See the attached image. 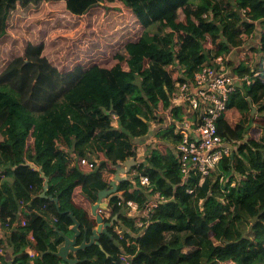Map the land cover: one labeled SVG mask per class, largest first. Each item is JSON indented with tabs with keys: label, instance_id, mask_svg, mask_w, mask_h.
<instances>
[{
	"label": "trees",
	"instance_id": "obj_1",
	"mask_svg": "<svg viewBox=\"0 0 264 264\" xmlns=\"http://www.w3.org/2000/svg\"><path fill=\"white\" fill-rule=\"evenodd\" d=\"M58 0H0V38L17 8ZM114 1V0H108ZM142 28L135 42H127L112 57L111 64L77 66L64 73L43 55V44L28 43L23 55L13 58L0 73V225L15 257L14 264H28L35 250V264H58L53 254L61 244L52 226L67 234L73 225L69 212L87 228L94 227L90 204L109 189L110 177L125 161L136 165L126 174L109 201V222L116 216L112 239L102 235L100 246L92 245L76 256L81 264H122L119 255L131 256L130 264H264V74L247 91L256 114L245 124L232 99L217 122L218 134L235 145L208 176L192 170L184 178L172 149L152 148L142 161L134 145L148 135L152 123H161L171 108L170 95L176 82L193 80L195 74L216 58L228 67L234 48L253 40L258 43L240 55L233 72L251 74L264 56V0H118ZM101 0H64L62 13L82 16ZM210 13L213 21L203 18ZM230 32V42L222 33ZM116 113V117L112 114ZM255 124V125H254ZM173 126L159 129L148 146L175 144ZM249 151L252 152V156ZM106 159L94 164L96 172L84 175L83 160ZM74 163V165H72ZM49 179L48 196L40 209V193ZM94 170V169H93ZM147 176L148 189L164 201L137 227V217H128L121 201L139 208L148 200L139 187ZM28 210L26 226L13 227L21 209ZM207 211V212H206ZM209 213V221L207 214ZM33 235L34 242L28 240ZM83 238L78 239V244ZM2 241H0V246ZM6 264V257H0Z\"/></svg>",
	"mask_w": 264,
	"mask_h": 264
},
{
	"label": "rangeland",
	"instance_id": "obj_2",
	"mask_svg": "<svg viewBox=\"0 0 264 264\" xmlns=\"http://www.w3.org/2000/svg\"><path fill=\"white\" fill-rule=\"evenodd\" d=\"M98 6V10L91 12L93 14H89L88 17L87 15L83 16V18H73L66 11L62 13L61 10L64 7L62 0L53 3L44 2L38 6L31 5L25 10L19 11L12 17L10 28L7 26L6 34L0 38V73L9 61L22 53L28 43L43 44V55L60 72L70 71L77 66L87 69L92 65H110L113 55L119 48L127 42H135L139 39L142 28L133 14L118 0H101ZM99 10H101L100 14H97ZM101 14L104 15L102 19L105 21H107V16L114 17L112 18L115 19L114 22L110 24L113 26L104 27L103 22L105 21H102L101 18L92 20L94 16ZM230 39V32L222 33V41L228 43ZM258 39L259 29H256L253 40H248L242 47L233 49L229 56L232 64L226 68L228 72H233L239 63L240 55L249 45L253 46L258 43ZM236 105L242 114L244 123H249L250 117L254 116L256 112L251 115V109L244 100L237 102ZM161 118V123L150 125L148 135L135 140L134 145L139 149V162L153 147L162 151L167 146L173 150L174 144L166 145L158 141L151 147L148 146L151 137L159 129L168 125L165 114L161 115ZM261 124L264 126V123ZM0 131L7 140H10L5 127ZM249 153L252 156V152L249 151ZM135 165L131 164V168ZM122 166L124 168V165ZM120 177L125 178L126 176L120 175ZM112 180L113 178H111ZM208 215L209 213L206 215L209 221ZM193 258L192 264H198V256ZM218 264L230 263L227 262V259L222 258Z\"/></svg>",
	"mask_w": 264,
	"mask_h": 264
},
{
	"label": "built area",
	"instance_id": "obj_3",
	"mask_svg": "<svg viewBox=\"0 0 264 264\" xmlns=\"http://www.w3.org/2000/svg\"><path fill=\"white\" fill-rule=\"evenodd\" d=\"M203 18L213 21L210 13L205 14ZM226 68L227 66L220 57L214 59L210 65L202 67L195 74L193 80L186 79L176 82L169 97L171 108L179 109L182 115V120H175L168 112L164 113L168 122L167 126H173L174 133L178 136L173 152L184 178L192 170H197L202 176H208L224 156L233 153L234 143L225 142L221 138L217 131V122L227 113L230 99L234 104L244 100L249 106L247 91L253 90L255 88V78H259L264 74V56L260 67L253 68L250 75H238L228 72ZM104 161L106 159L83 160L82 164L93 171V169H97L94 164L103 163ZM113 176L110 177V181ZM148 186V177L140 176L139 187L144 188V192L148 196L144 207L139 208L138 204L132 201L120 200L118 202V205L122 207L128 217H137L138 219L147 217L157 207L158 203L164 201L159 193H151ZM121 192L119 191L116 194L120 195ZM20 204L21 209L13 227L26 226L28 223L26 215L29 212L23 203ZM40 209L51 213L54 224L59 223V218L50 209H47L46 200H41ZM98 212L101 213L102 211ZM135 225L142 227L143 221L139 219L135 222ZM28 240L34 242L31 233L28 235ZM4 253L5 250L0 248V254L3 255ZM29 255L34 258L35 250L31 249ZM130 259L131 256L128 254L121 253L119 255L122 264H130Z\"/></svg>",
	"mask_w": 264,
	"mask_h": 264
},
{
	"label": "water",
	"instance_id": "obj_4",
	"mask_svg": "<svg viewBox=\"0 0 264 264\" xmlns=\"http://www.w3.org/2000/svg\"><path fill=\"white\" fill-rule=\"evenodd\" d=\"M249 107L251 109V115H253L256 112V109L250 104V101ZM112 114L114 115V117L117 116L114 112H112ZM131 164L134 165L136 164V162L133 159L128 160L123 163L124 168L117 167L116 172L113 176V180L109 182L110 188L100 191L98 193L97 201L91 204V215L94 219V227L90 230V235L87 236V228L81 227L80 222H78L77 219L73 216V213L69 212L68 216L73 222V225L70 228L71 235H66L63 232L59 231L56 226H52L54 232L62 242L57 247V250L55 252L47 250L46 252L40 253V259L44 254H53L60 260L58 264H81L83 261L78 259L76 256L79 251H82L92 245L100 246V235L108 236L110 239L113 238L108 231V227L111 223L104 221V218L99 214L98 211H107L109 209V201L111 197L117 193L118 184L123 180L120 175H126L131 168ZM36 170L40 173V177L44 180L43 190L40 193L39 198L50 201L57 208L58 199L47 195L49 179L45 177L40 168ZM115 219L116 216L113 217L111 221ZM80 237H82L83 240L80 244H78V239ZM14 261L15 257L10 254L9 260L6 262V264H14Z\"/></svg>",
	"mask_w": 264,
	"mask_h": 264
},
{
	"label": "crops",
	"instance_id": "obj_5",
	"mask_svg": "<svg viewBox=\"0 0 264 264\" xmlns=\"http://www.w3.org/2000/svg\"><path fill=\"white\" fill-rule=\"evenodd\" d=\"M63 1V3H64V0H62ZM53 3V2H52ZM98 8H99V6H96V7H93V8H91L86 14H84V15H82V16H74V15H72V17L73 18H83V16L85 17L86 15H87V17H88V15L89 14H93V13H91V12H94V11H96V10H98ZM26 8H23V9H21V8H17L15 11H13V12H11V14L9 15V18H8V21H7V26H9L10 25V21H11V19H12V17L15 15V14H18L19 13V11H22V10H25ZM100 11L101 10H99V12L97 11V14H100ZM66 13H68V14H70L68 11H66ZM71 15V14H70ZM104 15L103 14H101V15H99V16H94V18L92 19V20H94V19H97V18H101V20L102 21H105V19H102V17H103ZM108 18H107V21H105V22H103L104 23V27L105 26H107V25H110L111 23H113L114 22V20L115 19H112V18H114V17H109V16H107ZM110 26H113V25H110ZM9 28H10V26H9ZM9 31V30H8ZM112 32H113V30H112ZM224 41V40H223ZM32 44H35V43H32ZM36 45V44H35ZM24 49H25V47H24ZM24 49L22 50V53L20 54V55H18V56H22L23 55V52H24ZM239 51V50H238ZM244 53V52H243ZM69 71V70H68ZM68 71H64V73H66V72H68ZM249 109H250V107H249ZM161 125V124H160ZM4 127V126H3ZM3 127H1L0 128V130L3 128ZM6 130V129H5ZM1 132V131H0ZM1 134H2V132H1ZM156 134V133H155ZM154 134V135H155ZM3 135V134H2ZM153 137V136H152ZM5 138V137H4ZM134 143H135V141H134ZM151 147V146H150ZM137 150L139 151V149L137 148ZM99 164H101V162L99 163ZM98 164V165H99ZM72 165H74V163H72ZM118 167H123V166H118ZM81 172L84 174V175H89V176H91V175H93L95 172H96V170H93V171H91L90 169H88L86 166H83V169L81 170ZM104 201H106V200H104ZM92 204V203H91ZM91 204H90V209H91ZM103 212V211H102ZM102 212L101 213H99L103 218H109V216H110V214L109 213H103L102 214ZM71 228V227H70ZM70 228H69V231H68V233L66 234V235H71V232H70ZM6 237H7V233H6V231H4V230H2V228H1V225H0V241H2L3 239H4V241H2V245L0 246V248H2V249H4L5 250V253L3 254V255H1L0 254V257L1 256H5L6 257V262L9 260V256H10V254H12V252H11V248L8 246V244L6 243V241H5V239H6ZM35 257V256H34ZM5 262V263H6ZM15 262V261H14ZM37 261H36V259L35 258H32V260H30V262L28 263V264H35ZM0 264H2V262H1V259H0Z\"/></svg>",
	"mask_w": 264,
	"mask_h": 264
},
{
	"label": "flooded vegetation",
	"instance_id": "obj_6",
	"mask_svg": "<svg viewBox=\"0 0 264 264\" xmlns=\"http://www.w3.org/2000/svg\"><path fill=\"white\" fill-rule=\"evenodd\" d=\"M104 217V216H103ZM104 221H105V218H104ZM111 224H110V226L108 227V231L110 230V228H114V230H115V226H116V219L115 220H113V221H109ZM102 235H100V237H101ZM105 236V235H104Z\"/></svg>",
	"mask_w": 264,
	"mask_h": 264
},
{
	"label": "bare ground",
	"instance_id": "obj_7",
	"mask_svg": "<svg viewBox=\"0 0 264 264\" xmlns=\"http://www.w3.org/2000/svg\"><path fill=\"white\" fill-rule=\"evenodd\" d=\"M131 170V169H130Z\"/></svg>",
	"mask_w": 264,
	"mask_h": 264
}]
</instances>
